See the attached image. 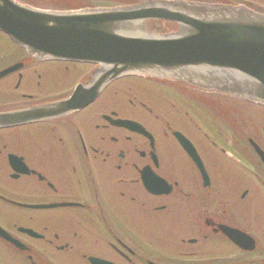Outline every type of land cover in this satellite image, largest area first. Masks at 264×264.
I'll return each mask as SVG.
<instances>
[{"label": "flooded vegetation", "instance_id": "af4514ba", "mask_svg": "<svg viewBox=\"0 0 264 264\" xmlns=\"http://www.w3.org/2000/svg\"><path fill=\"white\" fill-rule=\"evenodd\" d=\"M20 1L49 7L46 0ZM191 1L264 13V0ZM94 70L90 63L33 58L0 31V221L24 244L19 249L0 238V264H92L89 256L113 264H264V165L242 144L239 124L184 116L176 106L172 118V96L153 79L134 76L110 83L84 108L56 112ZM40 108L42 117L21 120ZM107 117L141 123L153 145ZM175 130L193 142L209 186ZM13 156L29 173L14 169ZM146 166L169 181L167 196L145 190ZM172 170L174 180L165 174ZM48 204L57 206L31 207ZM14 220L42 237L17 233ZM223 227L244 232L253 245L239 246Z\"/></svg>", "mask_w": 264, "mask_h": 264}, {"label": "water", "instance_id": "95a60500", "mask_svg": "<svg viewBox=\"0 0 264 264\" xmlns=\"http://www.w3.org/2000/svg\"><path fill=\"white\" fill-rule=\"evenodd\" d=\"M146 9L177 20L179 31L146 32L138 19ZM0 28L33 55L101 62L108 70L102 80L127 72L172 76L264 104V15L166 1L48 12L0 0Z\"/></svg>", "mask_w": 264, "mask_h": 264}, {"label": "rangeland", "instance_id": "374dc122", "mask_svg": "<svg viewBox=\"0 0 264 264\" xmlns=\"http://www.w3.org/2000/svg\"><path fill=\"white\" fill-rule=\"evenodd\" d=\"M86 1H93V2H104L105 0H86ZM65 2H71V0H65ZM75 2H77V0H75ZM92 2V3H93ZM79 3H83V1H80ZM146 85H149L148 83H146ZM165 94H170L168 90H165L164 92ZM164 94V95H165ZM172 99H174V97H172ZM226 111V109H225ZM241 112H238V117H244L245 116L248 118H245L248 120L249 123L253 122V123H259L260 121H264V107L256 105V104H250L245 102V104L242 103L241 105ZM227 112H225L224 114H226ZM251 120V121H250Z\"/></svg>", "mask_w": 264, "mask_h": 264}]
</instances>
